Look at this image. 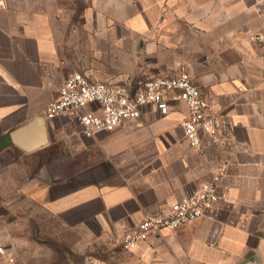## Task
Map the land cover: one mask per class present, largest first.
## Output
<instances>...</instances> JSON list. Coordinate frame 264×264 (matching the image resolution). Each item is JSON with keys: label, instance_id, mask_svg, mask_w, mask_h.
<instances>
[{"label": "crops", "instance_id": "crops-1", "mask_svg": "<svg viewBox=\"0 0 264 264\" xmlns=\"http://www.w3.org/2000/svg\"><path fill=\"white\" fill-rule=\"evenodd\" d=\"M75 72L130 89L187 73L221 121L217 138L188 146L176 90L165 115L146 105L92 137L46 119ZM213 182L218 200L199 219L124 246L143 219ZM30 201L119 245L96 264H264V0H0V246L11 257L10 210Z\"/></svg>", "mask_w": 264, "mask_h": 264}, {"label": "built area", "instance_id": "built-area-1", "mask_svg": "<svg viewBox=\"0 0 264 264\" xmlns=\"http://www.w3.org/2000/svg\"><path fill=\"white\" fill-rule=\"evenodd\" d=\"M254 39L260 40V37L255 36ZM173 90L177 91L176 97L187 107L182 129L188 146L197 148L201 133L216 139L221 121L208 99L202 96L184 72L170 77L155 76L132 89L126 85L92 81L75 72L59 87L57 97L48 102L44 117L48 120L62 117L75 121L82 136L92 137L98 132L112 131L126 122L138 120L142 107L146 105L156 107L161 115H165L168 108L163 95ZM217 200L215 182L203 183L191 195L171 205L166 214L148 216L132 227L123 236V244L132 249L151 234L174 230L195 221ZM0 255L5 256L9 263L13 261L1 246Z\"/></svg>", "mask_w": 264, "mask_h": 264}, {"label": "rangeland", "instance_id": "rangeland-1", "mask_svg": "<svg viewBox=\"0 0 264 264\" xmlns=\"http://www.w3.org/2000/svg\"><path fill=\"white\" fill-rule=\"evenodd\" d=\"M27 205L9 213L14 264H96L98 258L111 261L119 249L116 243L59 226L48 212L35 210L32 201Z\"/></svg>", "mask_w": 264, "mask_h": 264}, {"label": "water", "instance_id": "water-1", "mask_svg": "<svg viewBox=\"0 0 264 264\" xmlns=\"http://www.w3.org/2000/svg\"><path fill=\"white\" fill-rule=\"evenodd\" d=\"M37 122L40 124V127H41V125H42V118H38V119H37ZM41 134H42V135H41V139L36 143V146H37V145H40L41 143L44 142V141H43L44 137H43V132H42V130H41ZM34 147H35V145H34ZM240 264H257V263H256L255 260H253V259H247V260L241 262Z\"/></svg>", "mask_w": 264, "mask_h": 264}]
</instances>
